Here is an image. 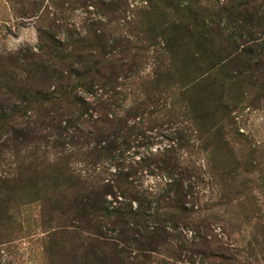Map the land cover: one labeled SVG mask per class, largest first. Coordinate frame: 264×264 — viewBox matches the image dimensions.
<instances>
[{
	"label": "rangeland",
	"instance_id": "1",
	"mask_svg": "<svg viewBox=\"0 0 264 264\" xmlns=\"http://www.w3.org/2000/svg\"><path fill=\"white\" fill-rule=\"evenodd\" d=\"M0 179V264H264V0H0Z\"/></svg>",
	"mask_w": 264,
	"mask_h": 264
},
{
	"label": "trees",
	"instance_id": "2",
	"mask_svg": "<svg viewBox=\"0 0 264 264\" xmlns=\"http://www.w3.org/2000/svg\"><path fill=\"white\" fill-rule=\"evenodd\" d=\"M244 8H245V6H244ZM224 10L227 11L226 8ZM237 10H238V8L234 9L232 7V9L230 11V13L232 12L231 18L234 17ZM188 11L191 12L192 14H195L197 16V18L194 20V24H183V25L175 27V30H174L175 35L178 33L181 36L180 42L184 41L186 38L191 39L194 36V33H196V32H198L200 34V32L198 31V28L201 26H202V28L205 27L202 16L199 14L198 10H193L192 8L191 9L189 8ZM241 12L242 11H240V13H238V16L236 19L235 18L232 19L231 26H230L232 29H236L235 26H237V28L242 27V25H240L239 23L244 22V12H247V10L243 11V13H241ZM58 62L60 64L61 63L64 64L63 61H58ZM157 62H159V65H161V67L159 66L157 69L154 70L153 74L155 76H158V74L161 73L160 70L163 68L162 61H157ZM180 62H177V63L181 67H183L184 62H181V63ZM49 63H51V61H38L36 63L32 62L29 66L30 67L33 66L34 68H38V66L47 68V64H49ZM172 63H173V61H172ZM76 65L78 67H80V69L83 72H81L79 70V71H75L74 73L73 72H71V73L73 75H77L78 77H76V78L80 82H84L87 80V82L90 83L92 81V79H99V82H100L99 87H100V90L102 91V95L104 94L105 97L106 96L108 97L107 98L108 103L105 104L104 107L100 106V107H102V109L100 111H97L99 117H96L95 120L91 119V121L86 120V121H84L85 123H83V124L81 123V124L83 126L85 125L86 127L95 129L96 135H101L104 137V135L106 133L104 135H102V134H103V131L105 130V131H108L107 132L108 135L114 136L115 125L117 127V131H119V130L122 131L123 130V121L120 118L115 119V121H109V117L113 118V116H109L112 114L109 113V111L105 110L106 106L108 104H110V99H111V96L109 95L110 81H115V84H117L118 81H122V80H124V81L134 80L138 76L136 74V72L139 68V62L138 61H77ZM172 66H174V64H171V67ZM118 94L119 93L115 92V96ZM147 99L151 102L150 98H147ZM115 108H116V105H115ZM139 109H141V107ZM47 110H48V112H54V109H52V108H49ZM99 124L103 125L104 127L98 128ZM51 125H50L51 128H53L54 125L53 124H51ZM25 127H26V129H29L30 123L28 122ZM48 127H49V125L47 126V128ZM111 129H113L114 131ZM79 132H82V131H79ZM96 135H94V138H92V140H94L95 142H97L95 139L98 138V136L95 137ZM101 136H99V137H101ZM20 137L22 139H24L23 136H20ZM59 139H61V137H59ZM57 144H58V142H57ZM58 146L64 148L62 143L58 144Z\"/></svg>",
	"mask_w": 264,
	"mask_h": 264
}]
</instances>
